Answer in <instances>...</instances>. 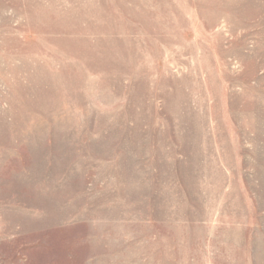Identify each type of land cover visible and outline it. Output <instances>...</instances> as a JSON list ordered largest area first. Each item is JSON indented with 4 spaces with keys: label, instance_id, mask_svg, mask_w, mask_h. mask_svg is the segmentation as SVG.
Returning <instances> with one entry per match:
<instances>
[{
    "label": "rangeland",
    "instance_id": "obj_1",
    "mask_svg": "<svg viewBox=\"0 0 264 264\" xmlns=\"http://www.w3.org/2000/svg\"><path fill=\"white\" fill-rule=\"evenodd\" d=\"M0 264H264V0H0Z\"/></svg>",
    "mask_w": 264,
    "mask_h": 264
}]
</instances>
